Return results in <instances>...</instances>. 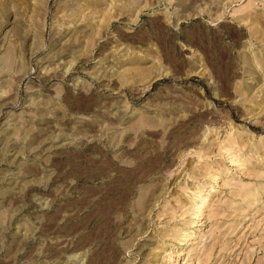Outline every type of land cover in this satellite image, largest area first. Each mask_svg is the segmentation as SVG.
Returning <instances> with one entry per match:
<instances>
[{
	"label": "rangeland",
	"instance_id": "1",
	"mask_svg": "<svg viewBox=\"0 0 264 264\" xmlns=\"http://www.w3.org/2000/svg\"><path fill=\"white\" fill-rule=\"evenodd\" d=\"M0 264H264V0H0Z\"/></svg>",
	"mask_w": 264,
	"mask_h": 264
}]
</instances>
